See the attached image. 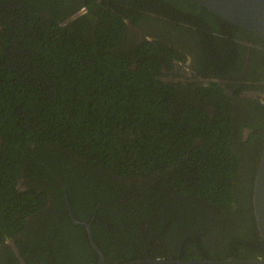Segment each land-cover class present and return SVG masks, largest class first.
I'll return each mask as SVG.
<instances>
[{"label":"trees","instance_id":"obj_1","mask_svg":"<svg viewBox=\"0 0 264 264\" xmlns=\"http://www.w3.org/2000/svg\"><path fill=\"white\" fill-rule=\"evenodd\" d=\"M187 1L219 23L223 35L241 32ZM60 3L0 0V231L18 233L30 204L44 198L34 189L19 197L14 183L28 146L49 144L65 151L51 156L57 173L77 174L78 179L65 183L67 208L78 219L89 220L95 212L92 237L107 264L149 254L151 260L170 261L264 258L252 218L264 126L250 135L257 144L246 146L234 129L228 96L211 88L216 84L198 90L203 94L199 103L216 110L210 117L205 107L187 105L163 82L158 59L169 68L172 58L183 57L177 48L154 39L124 45V24L114 12H101L95 28L83 26L85 14L61 25ZM85 5L97 11L95 0ZM150 30L162 35L156 26ZM90 166L121 179L150 177L153 183L115 185L102 178L91 190L85 188L84 171ZM44 179L39 191L48 186ZM35 207L42 210L45 201ZM58 210L48 216L57 222L54 234L62 241L55 239L57 248L66 257L80 248L90 251L84 229L71 223L61 197ZM195 217L199 226L193 232ZM166 220V235L152 231ZM147 234L158 237L145 240Z\"/></svg>","mask_w":264,"mask_h":264},{"label":"flooded vegetation","instance_id":"obj_2","mask_svg":"<svg viewBox=\"0 0 264 264\" xmlns=\"http://www.w3.org/2000/svg\"><path fill=\"white\" fill-rule=\"evenodd\" d=\"M60 1L59 7L62 8V12H60L62 14L61 19L58 18L57 21L61 25L67 24L68 22L65 21L72 19L73 15L82 8H84V12L74 17L70 22L78 20L85 14L86 19L83 18L81 22L83 26L87 24L92 28H95L96 23H98L101 12H104V14L114 12L122 18L124 24V33L121 36L127 38L123 41L124 45L131 44L132 40L137 44H141L143 41L154 39L170 45V48H177L183 57L181 60L172 58L169 68L165 59H158L161 61L159 69L161 74L159 76L163 82L169 83L175 89V92L182 96L187 105L205 107L210 117L215 114L216 110L212 106H204L205 102H202L203 104L199 103V97L203 94H199L198 90L206 88L212 83L216 84L211 88H220L222 93L229 98L234 129L239 130L240 141L246 142V146L252 143L257 144L255 141H250L249 138L250 135L261 132L258 129L259 126H264V122L261 123V121H264V43L255 36L242 30L234 35L232 33L223 35L221 33L223 28L219 23L207 19L201 9L187 0H95L98 8L97 11L92 12L85 5L87 0ZM179 2H183V6H178ZM147 16L152 19L147 18ZM154 26L159 28L162 35L151 32L150 29H153ZM153 34L162 38L160 39V37ZM152 56L155 59L154 54ZM135 65L136 61L130 64V69H134ZM150 65L153 64L150 63ZM1 142L2 135L0 134V146ZM28 150L29 154L26 161L16 172L14 190L21 197L26 193L25 191L34 189V192L37 191L44 195V198L36 205L45 201V207L38 211L35 203L30 204L28 207L29 212L23 217L24 226L18 233L10 234L0 231V264H61L62 261L68 259L74 264H90L91 261L95 262L91 264H96L98 255L92 248L87 233V225H89L92 236L91 224L96 214L95 212L92 213L89 220H85L84 218L78 219V217L72 215V212H69L66 204L68 190L65 183L78 179L77 174L75 173L73 176V173H71L68 176L61 177L57 173L55 165L53 168L54 163L51 156L53 154L62 155L65 151L49 144H46L45 147H36L32 144L28 146ZM31 161L36 162L37 165L32 164ZM72 164L77 165L76 162H72ZM72 164L67 165V168L73 166ZM84 171L89 182V185L85 188L91 190L100 186L102 178L115 185L119 182L125 185L134 184L139 186L153 183V179L150 177L145 179L142 177L121 179L112 173L101 172V169L97 167L90 166ZM88 171L95 172L89 173ZM44 177V180L48 179V186L39 191L38 189L44 185L41 184V179ZM254 178L255 174L253 182ZM59 197L66 206L71 223L84 229L88 237L90 251L88 249L83 251L80 248L79 251L66 257L67 254L65 255L60 247L57 248L55 239L62 242L54 234L57 222L50 220L48 216L54 214V212L57 213ZM85 210L87 209L83 208V212ZM60 211L63 212L62 208L58 210L57 214L59 224L62 218ZM4 213H7V209H4ZM85 215L87 217L90 214ZM196 217L190 225V227H194L193 232L199 226V224H196ZM252 218L254 219L253 210ZM254 223L256 224L255 221ZM142 227L143 231L149 228L147 225ZM168 229L170 227L166 220L163 224L154 226L152 231L154 233L162 231L159 235H166ZM157 237L147 234L145 240L151 241ZM92 241L94 243L93 237ZM260 241L262 240L260 239ZM157 242L165 247V244L161 241L158 240ZM56 251H58L57 254ZM100 253L105 262L101 251ZM59 254H62V256H59ZM150 256L152 254L139 259H150ZM260 259L264 258L244 257L239 260L251 262ZM88 260L89 262L84 263ZM123 263L127 262L119 264Z\"/></svg>","mask_w":264,"mask_h":264},{"label":"water","instance_id":"obj_3","mask_svg":"<svg viewBox=\"0 0 264 264\" xmlns=\"http://www.w3.org/2000/svg\"><path fill=\"white\" fill-rule=\"evenodd\" d=\"M202 8L219 17L227 23H230L241 30L252 34L262 43H264V0H192ZM84 12L82 8L74 17ZM252 210L256 222L260 239L264 243V146L259 158L252 189ZM87 233L90 238V244L98 255L96 264H106L98 248L92 241L91 230L87 225ZM264 264V259L257 261L244 262L239 259L227 258L223 260H195V261H170V260H151L136 259L123 264Z\"/></svg>","mask_w":264,"mask_h":264},{"label":"clouds","instance_id":"obj_4","mask_svg":"<svg viewBox=\"0 0 264 264\" xmlns=\"http://www.w3.org/2000/svg\"><path fill=\"white\" fill-rule=\"evenodd\" d=\"M97 263V262H96Z\"/></svg>","mask_w":264,"mask_h":264}]
</instances>
